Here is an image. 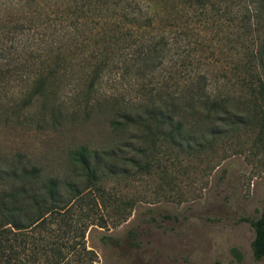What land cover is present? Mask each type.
Returning <instances> with one entry per match:
<instances>
[{"label":"rangeland","instance_id":"374dc122","mask_svg":"<svg viewBox=\"0 0 264 264\" xmlns=\"http://www.w3.org/2000/svg\"><path fill=\"white\" fill-rule=\"evenodd\" d=\"M203 2L218 25L200 26L188 0H0V197L47 179L60 206L80 194L7 234L23 264H90L73 243L91 264H264L248 223L264 206V7L253 20L246 0ZM126 6L153 18L132 38L116 15ZM172 96L218 98L228 119L182 117L186 133L171 137L174 125L143 107ZM81 147L97 166L91 182L72 156Z\"/></svg>","mask_w":264,"mask_h":264},{"label":"trees","instance_id":"16d2710c","mask_svg":"<svg viewBox=\"0 0 264 264\" xmlns=\"http://www.w3.org/2000/svg\"><path fill=\"white\" fill-rule=\"evenodd\" d=\"M188 2L190 8L197 6L198 13H196L197 16L195 17V20L200 23V26L205 28V26L208 25L211 28L214 25H218V18L216 19V15L212 11L210 15L205 13L206 7L203 5V0H188ZM246 7V12L251 14V16L248 17L257 20L258 9L264 7V0H246ZM127 8L130 7L126 6L119 8V13L116 15L118 18L117 20L120 23L119 28L124 30L120 33L121 37L128 36L129 38H132L135 33L132 31L133 29L151 26L153 18L148 15H137L132 9L128 11ZM154 16L155 18L158 17V15ZM160 18L162 17L160 16ZM181 34L185 35L184 32L174 31V37L179 38V40H181ZM160 42H163L162 39ZM147 55H149V51ZM145 59L149 60L150 58L148 57V59ZM100 70V66H97V69L93 74L88 77L84 90L86 95H88L93 89L94 82L98 78ZM48 75H50V73ZM45 79L44 75H40L33 80V87H35L36 90L27 98L25 104H27L33 96L40 94V91L45 84ZM255 82L257 85L255 92L259 94L264 90V74L263 80L257 75ZM187 93L191 94L190 90H188ZM192 101H194L192 98H183L181 101L179 97L172 96L165 102H150L143 107L145 112L144 115L153 120L163 118L164 121L170 125L169 127L173 124L174 127L170 128L168 131V135L171 137L182 136V134L186 133L181 130V124L178 120L182 117H201L202 120L209 123L211 126H213L215 122H222L228 119V107L227 103L224 101L218 98H202L197 103ZM87 103L88 102L86 101V104ZM72 156L74 161L80 166L81 173L86 178L85 180L89 182L94 180L97 174V166L95 164L91 166L88 162L87 150L81 147L74 152ZM22 176L25 180L24 182L28 183L30 182L28 180H34L38 176V172L36 169H30L28 173H22ZM30 183L27 188L19 186L17 190L12 191L11 193H5L0 197V264H23L17 257L18 253L14 248L10 245L5 246L6 236L8 233H12V229L17 232H22V230L38 226L47 215L63 214L69 211L72 202H75L80 196L78 190L72 188L70 191L72 194L69 197V201L66 202L67 204L65 206H60V185L56 179H47L45 181V186L41 189L42 191L39 192L33 190V188L30 187ZM248 223L253 231V239L250 243L251 255L253 260L258 262L264 259V206L261 208L259 216L254 220H249ZM74 230L77 229L74 227ZM78 237L80 239L83 238L82 231H79ZM76 246L80 248L82 255L87 257L91 264L93 259L89 257V254L92 255V253L87 251L81 243L71 244V252H77L75 249ZM31 250L35 252L37 249L32 247ZM212 264L220 263L215 261Z\"/></svg>","mask_w":264,"mask_h":264}]
</instances>
